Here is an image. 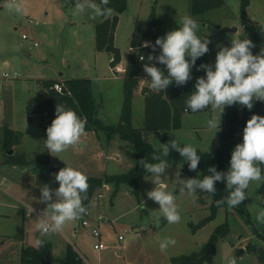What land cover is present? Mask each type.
I'll return each instance as SVG.
<instances>
[{
  "label": "rangeland",
  "instance_id": "obj_1",
  "mask_svg": "<svg viewBox=\"0 0 264 264\" xmlns=\"http://www.w3.org/2000/svg\"><path fill=\"white\" fill-rule=\"evenodd\" d=\"M223 1L220 7L194 16L189 11V0H127L126 9L117 14L113 36V43L120 49L123 59L120 64L126 66L135 21L146 20L151 14L156 18L159 36L177 28V21L182 16L195 18L200 24L201 34L212 41L208 51L211 63H214L221 44L230 46L231 38L242 33L241 38L246 35L254 42L253 53L260 52L264 45L259 44L241 22V0ZM10 3L20 4L22 11L10 10ZM75 3L76 0H0V175L7 177L9 187H15V196L24 199L25 205L32 206L35 211H42L45 207L37 200L40 186L47 183L53 189L58 187L56 171L49 172L50 167L62 168L67 164L86 176H98L126 172L134 165L129 143L118 135L110 138L102 130L97 135L84 132L81 140L85 144L69 146L58 154L60 157L53 155L45 147L46 122L40 117L29 119L25 111L27 101L39 88V80L83 77L90 79L98 116L105 124L119 121L123 98L121 79H111L113 71L108 65V53L95 50L94 32L99 17L93 19L87 13L74 14ZM245 10L248 22L264 27V0H248ZM28 18L38 23H29ZM23 34L29 37L22 38ZM4 60L9 63L6 69L2 66ZM158 66L163 69L162 64ZM4 72L9 76L3 77ZM14 73L16 78H12ZM202 75L205 73H194L192 68L190 92L195 90L196 77ZM150 83L146 77L140 79L137 87L141 88L142 96H145L144 88L155 90L150 88ZM141 95L135 97L132 108V123L138 128H142L144 117ZM226 110L227 106L218 130L206 126V120L218 110L183 112L180 127L167 131V141L176 136L181 144L191 143L201 151H214L219 144V132L226 125ZM5 127L21 135L10 152L23 161L15 167L10 163H6V168L3 165L7 160V153L2 148ZM142 137L159 149L161 140L155 131L142 130ZM242 137L243 128L236 133L235 145L242 141ZM228 167L229 162L226 170ZM177 171L181 172L180 165H170L166 169L168 175L164 177L168 189H175V202L181 214V220L176 224H168L160 215L158 203L147 197V191L155 186L146 179L150 174L140 180L138 195L129 184H121L111 197L112 183L105 184L93 194L87 214L82 216L105 219L98 225L101 239L107 247L100 251L93 248L95 240L90 228L81 225V217L66 222L61 231L41 236L36 228L37 213L30 212L24 216L20 210L10 209L8 217L0 207V264H21L20 248L38 246L41 239L48 241L53 249L49 264H57L68 245L88 264H172L171 257L199 252L223 226L228 227V231L216 237L209 262L202 264H222V257L228 254L235 255L238 264H260L258 253L264 251V224L256 221L255 213L264 204V182L250 184L247 190L249 197L243 206L231 209L218 207L212 214L210 194L199 190L195 193L177 190L181 180L176 175ZM119 235L123 236L122 240H118ZM167 236L176 243L161 251L159 239ZM250 245L254 250H249ZM117 248L122 252L118 253Z\"/></svg>",
  "mask_w": 264,
  "mask_h": 264
},
{
  "label": "clouds",
  "instance_id": "obj_2",
  "mask_svg": "<svg viewBox=\"0 0 264 264\" xmlns=\"http://www.w3.org/2000/svg\"><path fill=\"white\" fill-rule=\"evenodd\" d=\"M109 3L110 0H100V3L96 0H76L74 14L87 13L93 19L101 17L109 11L103 7ZM8 7L16 12L22 11L18 3H10ZM177 23V28L158 36L154 43L144 42L145 47L153 50L147 60L155 61L144 64V70L151 80V89L165 90L173 82L177 86L187 83L192 79V68L196 66L197 59L209 51L212 41L207 35L201 34L200 24L195 18L184 15ZM242 34L232 37L230 46L221 44L218 47L214 63H201L198 66L205 75L196 77L195 90L186 98L187 110L193 113L208 108L218 110L206 120L209 129L220 128L221 115L226 106L239 103L252 109L254 100L264 101V48L254 54V42L246 35L241 38ZM160 64L164 65V69L158 66ZM85 126L86 120L74 109L58 103L55 117L46 128L47 151L59 156L69 146L80 144ZM170 149L179 152L189 169H198L201 155L197 147L191 143L181 145L176 136L166 143H160L159 149L152 153L151 161L143 158L139 163L150 174L146 179L155 185L147 191V197L158 203L160 215L172 225L180 222L181 214L175 202V189L169 190L164 183V177L168 175L166 169L170 166ZM261 165H264V115L253 114L243 128L242 141L231 151L228 169L218 171L216 166H209L202 178L193 176L180 180L179 191L195 193L199 190L214 194L217 191L216 183L224 182L228 194L217 204H226L231 209L249 197L247 190L252 182H264ZM176 175L180 176L179 171ZM55 180L58 181V187L54 189L47 183L40 186L37 200L44 203L45 207L38 216L36 228L41 236L61 231L66 222L77 220L87 211L84 204L89 187L86 174L66 164L55 173ZM255 219L264 224V204L258 207ZM38 243L43 244L44 241L41 239ZM175 243L172 237L167 236L159 239V248L164 251ZM222 264H238L237 257L225 255Z\"/></svg>",
  "mask_w": 264,
  "mask_h": 264
},
{
  "label": "trees",
  "instance_id": "obj_3",
  "mask_svg": "<svg viewBox=\"0 0 264 264\" xmlns=\"http://www.w3.org/2000/svg\"><path fill=\"white\" fill-rule=\"evenodd\" d=\"M100 3V0H97ZM223 0H189V11L192 15L196 16L204 13L207 10L220 7L223 5ZM127 0H110L106 6L109 10L114 11V15L107 17L101 16V21L95 24V49L97 51H107L111 54L112 60L110 65L113 66L120 61V52L113 43V36L115 25L117 22V14L126 9ZM248 0H241L240 16L244 28L250 35L259 43L264 45V27L259 24H253L247 21L246 6ZM156 18L153 14L146 20H136L130 38V45L138 47V51L145 53L146 57L153 50L151 47L142 48L140 45L145 39H150L153 43L159 36L156 29ZM145 63H153L148 61L147 58L137 63L134 58V53H129L127 63L125 66L123 76V98L120 110L119 121L116 124H105L101 117L98 116L97 104L95 103L92 92L91 82L89 78H69L63 80V91L58 92L52 88L53 84L58 79H44L39 80V88L29 98L25 105V111L30 119L36 115L42 120H47L44 126L46 133L47 126L55 117V107L58 103H63L67 107L74 109L77 114L86 120L85 131H94L97 133L99 130L104 131L110 138L114 135L129 143L133 152L134 165H132L126 172L118 174H104L102 176H87L88 177V190L86 199L84 201L86 209L90 204L93 194L105 184H113L114 195L116 190L121 184H129L132 191L138 195L140 189V180L149 173L142 167L139 161L143 158L151 161V156L155 149L151 143L145 141L142 137V130L155 131L160 137L161 143L167 141V131L169 129H176L180 127V116L183 112L189 111L186 106V98L191 94L189 81L185 83L184 87L177 86L175 82L170 84L165 90H149L144 88V117L142 128L134 127L132 124V99L134 90L138 86L141 78L146 77L151 82L150 77L144 70ZM155 63V62H154ZM201 63H211L208 52L199 57L196 61V66L193 67L194 73H205L202 68L198 69ZM164 69V65H163ZM166 70V69H165ZM210 110L204 109L201 111ZM253 114L264 115V101L254 100L252 109L236 103L227 106L226 110V127L219 132V144L214 151H201L198 149V154L201 155V160L198 164L197 170H191L188 163L183 161L179 152L175 149H170L169 163L170 165H180V179L189 178L193 176L203 177L207 174L209 166H216L218 171H226L227 163L230 161L231 151L235 146V137L239 129L244 128L247 120ZM20 133L5 127V135L2 141V148L7 153L6 163L10 164H23V161L13 156L8 151L12 145L19 142ZM183 145V144H181ZM182 164V165H181ZM264 169V165H261ZM180 184H177L179 190ZM216 193L210 194L212 200L210 203L211 213L214 214L218 207H228L226 204L218 205L217 201L224 199L228 190L224 182L216 183ZM204 194H209L203 192ZM264 201V194L262 196ZM246 200V199H245ZM242 202L240 205L243 206ZM244 212V211H243ZM228 231V227L218 229L216 234H213L210 241L202 247L199 252H192L188 255L174 256L170 258L172 264H202L209 262L210 253L214 251V243L217 236H223ZM249 250H254L253 246H249ZM51 257L50 243L44 241L43 244H38V247L22 246L20 248V263L21 264H42L43 259ZM258 261L264 264V251L258 253ZM57 264H83L81 256L71 247L66 246L65 254L62 258L58 259Z\"/></svg>",
  "mask_w": 264,
  "mask_h": 264
},
{
  "label": "crops",
  "instance_id": "obj_4",
  "mask_svg": "<svg viewBox=\"0 0 264 264\" xmlns=\"http://www.w3.org/2000/svg\"><path fill=\"white\" fill-rule=\"evenodd\" d=\"M114 15V11H112V10H109L108 12H107V14H106V16L107 17H111V16H113ZM29 19V18H28ZM33 22H31V23H34V24H37L38 22L37 21H35V20H33L32 18H30ZM99 21H101V17H99ZM94 34H95V32H94ZM94 42H95V40H94ZM118 48V47H117ZM96 50V49H95ZM120 50V49H119ZM97 51V50H96ZM102 51H104V50H102ZM107 52V51H106ZM108 53V58H109V61H108V65H109V68H111V65H110V61H111V58H112V56H111V54L109 53V52H107ZM130 53V52H129ZM129 53L127 54V57H126V60H127V58H128V56H129ZM121 62H123V59H122V57H121V54H120V61H119V65L120 66H122L120 63ZM126 63H127V61H126ZM8 65H9V63L6 61V60H4L3 62H2V66H3V68L4 69H6V68H8ZM126 65V64H125ZM122 67H124V65L122 66ZM112 74V73H111ZM122 72H118V73H116V74H112L113 76H112V78L111 79H121V83H123V78H122ZM60 78H62L63 79V77H60ZM44 79H46V78H43V79H41V80H44ZM140 82V81H139ZM122 86H123V84H122ZM140 89L141 88H136L135 90H134V94H133V99H132V108H133V104H134V102H135V97L137 96V95H141L140 94ZM136 93H137V95H136ZM136 95V96H135ZM142 96V95H141ZM122 97H123V94H122ZM143 97V99H144V96H142ZM142 105L144 106V102L142 103ZM98 113V112H97ZM33 117H38V116H36V115H34V116H32L31 118H33ZM99 117H101V116H99ZM133 118V117H132ZM102 120H103V118H102ZM44 122H47V120H44ZM104 122V121H103ZM133 124V123H132ZM14 130V129H13ZM16 131V130H15ZM85 132H91V133H95L94 131H85ZM98 133V132H97ZM96 134V133H95ZM97 135V134H96ZM82 145L83 144H85L86 142L85 141H81L80 142ZM3 164V163H2ZM4 166H5V168H6V162H5V164H3ZM8 165V164H7ZM12 165V167H15V165H17V164H11ZM49 172H52V170H48ZM102 175H104V174H102ZM102 175H98V176H102ZM89 176V175H88ZM96 176V175H95ZM7 183H8V179H7V177L6 176H4V175H0V207L1 208H3L4 209V211H6V212H4V215L5 216H8V212L9 211H12V210H20L22 213H23V215L24 216H28L29 215V213L30 212H35V213H37V211H35V208H33L32 206H26L25 205V200L24 199H22V198H20V197H18V196H15V194L13 193V192H15V187L14 186H8L7 185ZM7 185V186H6ZM105 186V185H104ZM14 200H15V202H14ZM32 207V208H31ZM0 208V209H1ZM10 209H12V210H10ZM32 209H33V211H32ZM41 210H40V213H37L38 215H40L41 214ZM9 217V216H8ZM48 242V241H47ZM34 247H38V246H34ZM52 251H53V249H51ZM104 250V249H103ZM76 251V250H75ZM77 252V251H76ZM117 252L118 253H121L122 252V250L120 249V248H117ZM78 253V252H77ZM80 256L82 257V255L80 254ZM83 258V257H82ZM83 263L84 264H86L87 262H86V260L83 258ZM88 264V263H87Z\"/></svg>",
  "mask_w": 264,
  "mask_h": 264
},
{
  "label": "built area",
  "instance_id": "obj_5",
  "mask_svg": "<svg viewBox=\"0 0 264 264\" xmlns=\"http://www.w3.org/2000/svg\"><path fill=\"white\" fill-rule=\"evenodd\" d=\"M27 22L31 23L33 21L29 18L27 20ZM28 37L29 36L27 34H23L22 35V38H28ZM35 44L36 43H34V45ZM140 47L145 48L144 42L140 45ZM128 49H129L130 53H134V58H135V61L137 63H140V62L144 61L147 58L145 56L146 55L145 53H142V52L140 53L138 51V47H134V46L130 45ZM142 56L144 57V59H141ZM111 60H112V58H111ZM152 62L154 63L155 61H152ZM118 63H116L115 65L111 66L113 74H116L118 72L124 73V71H125V67L120 66ZM8 76L9 75H8L7 72L3 73V77H8ZM16 76H17V74L14 73L12 75V78H16ZM63 85H64L63 80L62 79H58V81H56L53 84L52 88L55 89L58 92H62L63 91ZM36 211H37V213H40L39 209H37ZM85 214H87V212ZM102 220H105V219L103 217H101V218L97 217V219H88V218H85L83 216H81V219H80V223H81L82 226H86V227L90 228L91 235L93 236V238L95 240V242L93 243V248L95 250H97V251L103 250V249H105L107 247V245L101 239V233H100L99 225H98L99 222L102 221ZM122 239H123V236L119 235L118 236V240H122Z\"/></svg>",
  "mask_w": 264,
  "mask_h": 264
},
{
  "label": "water",
  "instance_id": "obj_6",
  "mask_svg": "<svg viewBox=\"0 0 264 264\" xmlns=\"http://www.w3.org/2000/svg\"><path fill=\"white\" fill-rule=\"evenodd\" d=\"M232 29L235 30V28H232ZM181 86L184 87L185 85L183 84V85H181ZM226 126H227V125H225V127H226ZM11 151H12V150L10 149V150H9V153H10ZM59 169H60V168H57V167H50V170H52V171H56V172H58ZM42 264H49L48 253L46 254V258L43 259Z\"/></svg>",
  "mask_w": 264,
  "mask_h": 264
}]
</instances>
